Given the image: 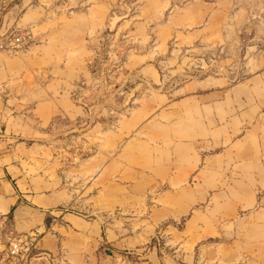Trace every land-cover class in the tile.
Here are the masks:
<instances>
[{"label": "rangeland", "instance_id": "374dc122", "mask_svg": "<svg viewBox=\"0 0 264 264\" xmlns=\"http://www.w3.org/2000/svg\"><path fill=\"white\" fill-rule=\"evenodd\" d=\"M0 19L34 34L32 48L0 50V104L9 59L59 98L43 130L0 158L15 160V186L120 211L142 241L160 231L158 264H264V0H6ZM118 160L127 198L115 210L102 187ZM160 192L175 220L155 230ZM77 204L66 213L85 214ZM145 246L113 264H148ZM0 264L24 262L0 252Z\"/></svg>", "mask_w": 264, "mask_h": 264}, {"label": "crops", "instance_id": "0c3cea01", "mask_svg": "<svg viewBox=\"0 0 264 264\" xmlns=\"http://www.w3.org/2000/svg\"><path fill=\"white\" fill-rule=\"evenodd\" d=\"M2 22L4 26L2 31L13 25H5L4 21ZM27 48L32 47L29 45ZM28 62L23 59H9V79L14 80L9 85V106L0 104L1 159L7 156L6 151L11 146V141L31 139L37 132L40 133L43 130L42 122L52 118L56 113L55 107L59 100L57 92L53 90L46 93V96H40L42 94L32 89V84L28 80L25 81L32 70L36 69L29 66ZM260 80L264 86L263 78ZM75 92L74 90V95ZM213 93L216 92L213 91ZM36 95L40 98H36L37 102L34 103L33 97ZM232 96L233 93H231ZM261 96L264 97V92H261ZM213 99V106L216 107L221 104L222 96L214 94ZM57 109L62 111L60 107ZM230 110L233 109L230 108ZM230 118L233 119V116L231 115ZM247 120H243L246 124L242 129L249 128L250 122ZM14 162L15 160H12L0 165V207L3 208L0 214L7 219L5 234L13 236L36 234V248L31 252L32 257L29 258L28 264H113L115 256L121 252L139 255L143 245H146L144 249L148 248L145 252V258L148 259L146 263L158 264L156 250H158L159 238L162 236L160 231L158 235L149 234L146 237L147 240L142 241L141 233H126L127 218L120 211L113 213L108 211L107 214L104 213L102 217H99L97 209L90 210L75 198H69L64 188L57 189L53 196L34 191L30 183L23 190L14 185L13 180L16 176L9 170L10 166L14 167ZM119 162L120 160L117 162V174L107 176L108 179H112L111 182L108 181L110 185H105L109 188L105 189L104 185L102 187L106 190L103 191L107 199L105 207L115 208V210H119L121 203L127 198L124 165L122 167V163L119 165ZM202 164L201 157L197 163V174L200 173ZM154 199L156 203L150 205L148 220L156 230L167 220H175V215L171 213L164 215L165 210H170L166 201V192L157 193ZM73 203H78L74 206L82 208L86 213H77L78 216L74 213H66L68 210L66 207ZM175 214L177 218L182 215ZM134 219L137 220L135 217Z\"/></svg>", "mask_w": 264, "mask_h": 264}, {"label": "built area", "instance_id": "2783aa9c", "mask_svg": "<svg viewBox=\"0 0 264 264\" xmlns=\"http://www.w3.org/2000/svg\"><path fill=\"white\" fill-rule=\"evenodd\" d=\"M6 0H0V16L4 14ZM0 19V50L14 53L18 50L27 48L34 40L32 29L11 26L2 31L4 26ZM7 219L0 214V252L3 258L19 259L26 264L31 258V252L36 248L37 236L29 233L21 236L5 234L4 229ZM46 256V255H45Z\"/></svg>", "mask_w": 264, "mask_h": 264}]
</instances>
